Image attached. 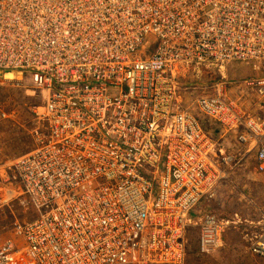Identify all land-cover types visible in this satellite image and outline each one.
<instances>
[{"label": "built area", "instance_id": "built-area-1", "mask_svg": "<svg viewBox=\"0 0 264 264\" xmlns=\"http://www.w3.org/2000/svg\"><path fill=\"white\" fill-rule=\"evenodd\" d=\"M237 62L264 64V0H0V73L37 100L34 146L0 165V208L22 215L0 264H188L193 230L197 256L220 251L246 223L212 208L226 167L264 172V77L227 81ZM256 227L242 241L264 259Z\"/></svg>", "mask_w": 264, "mask_h": 264}, {"label": "rangeland", "instance_id": "rangeland-1", "mask_svg": "<svg viewBox=\"0 0 264 264\" xmlns=\"http://www.w3.org/2000/svg\"><path fill=\"white\" fill-rule=\"evenodd\" d=\"M259 70L253 69V64H241V63H229L226 67L220 71L222 75H225L227 81H233L240 78H257L264 77V64H254ZM219 68L211 70V75L205 76L200 81H208L219 79ZM15 74L11 72L0 73V110L5 112L15 111L16 119L14 120H2L0 118V165H5L10 160L17 156H20L26 152H29L34 146L33 141L29 135L30 131V108L37 103L35 98L25 92L24 89L13 86V81L8 79H14ZM190 85H198L197 81H189ZM231 86V85H230ZM211 86H199L200 90L203 88H210ZM213 90L214 87H211ZM229 97L239 99L243 104L242 108L246 109V113H252L256 105V95L252 92H248V95L244 92L231 91L228 93ZM258 105V104H257ZM218 140V144L227 150L228 146H231L230 140L224 142L219 140V136L214 135ZM228 136V135H227ZM242 167L238 171L245 170L247 177L242 178L240 175L232 176L230 174L227 179L222 182L219 189L215 194L213 201V210L216 214H223L224 217L232 216L234 213L241 214L242 218H245L249 223L257 226V222L263 220L260 218L262 215H255L257 209L264 210V185L260 187L256 186L257 183L264 184V172L261 174L254 173V162L252 157H247L241 163ZM222 187L224 189H222ZM251 187V189H250ZM222 189V190H221ZM250 189V190H249ZM249 190V191H248ZM219 191L221 194H219ZM240 193L245 195L244 198L239 196ZM14 204V203H13ZM245 206H244V205ZM240 205H243L240 206ZM10 209L6 206L0 208V229L1 227H10L14 223L13 217L10 214L12 210L18 219L22 217L20 214V208L18 206L10 205ZM260 218V219H258ZM248 223V224H249ZM259 226V225H258ZM7 231V230H6ZM236 231L229 229L225 235L226 243L224 247L218 251L215 255L209 257L197 256L195 253L196 242L195 238L187 235V263L197 264L203 261L204 264H264V259L252 255L246 248V245L239 241L235 234ZM8 238L2 232L0 234V241Z\"/></svg>", "mask_w": 264, "mask_h": 264}, {"label": "crops", "instance_id": "crops-1", "mask_svg": "<svg viewBox=\"0 0 264 264\" xmlns=\"http://www.w3.org/2000/svg\"><path fill=\"white\" fill-rule=\"evenodd\" d=\"M228 140H230V142H231V146H228L229 148H227V152L229 153V151L231 152V153H233V154H236V152H237V148L235 147V140H234V136H232L231 134L230 135H228V136H225V138L223 139V141L224 142H227ZM242 156H244V154H239L238 152H237V154H236V157H237V159H242ZM231 167V166H230ZM232 167H233V165H232ZM242 167V166H241ZM227 168V172H228V175L227 176H229L230 174H232V176H235V175H240V177H242V178H245V177H247V174L245 175V170H241V171H238V169L240 168V167H233V168H229V166L228 167H226ZM253 171H254V173H256V174H259L261 177H263V175H261L262 173H258L256 170H255V168H253ZM221 184H222V182H221ZM258 185H256V186H258V187H260L261 185H264L263 183H257ZM262 188L264 189V187L262 186ZM222 189H224L223 187H222ZM221 189V190H222ZM250 189H251V187H250ZM249 189V190H250ZM248 190V191H249ZM219 194H221V192L219 191ZM239 196L241 197V198H244L245 197V195L243 194V193H240L239 194ZM244 205V204H243ZM243 205H240V206H242L243 207ZM245 206V205H244ZM237 214H239L238 212H237ZM255 215H262L260 218H263L264 217V210L263 209H260V210H258L257 209V212H256V214ZM219 216H222V217H224L223 216V214L221 213V214H219ZM239 216H240V219H241V221H246V223H243V229H241V230H237L236 232H235V234L234 235H236V237L239 239V241H241V242H243L242 241V239H244V235H245V232H247V231H250L251 229L250 228H253V229H255V228H257L254 224H251V223H253V222H251V223H249L245 218H242V216H241V214H239ZM227 217V216H226ZM260 218H258V219H260ZM249 223V224H248ZM257 231V233H259V231L260 230H256ZM190 234V236L193 238V236H194V238H195V242H196V248H195V253H197L198 252V231L197 230H193V231H191V233H189ZM245 240V239H244ZM218 251H216V252H214L211 256H213V255H215L216 253H217ZM210 256V257H211Z\"/></svg>", "mask_w": 264, "mask_h": 264}, {"label": "bare ground", "instance_id": "bare-ground-1", "mask_svg": "<svg viewBox=\"0 0 264 264\" xmlns=\"http://www.w3.org/2000/svg\"><path fill=\"white\" fill-rule=\"evenodd\" d=\"M13 16H16V14L15 15H13ZM12 73V72H11ZM13 74V73H12ZM191 86H193V87H195V88H199V86L197 85V86H195V85H191ZM200 89V88H199ZM201 90H205V91H211L212 89H211V87L210 88H203V89H201ZM262 120H264V112L262 113Z\"/></svg>", "mask_w": 264, "mask_h": 264}]
</instances>
